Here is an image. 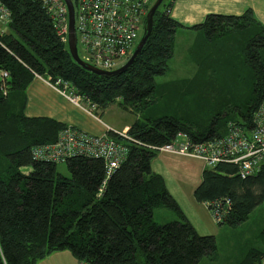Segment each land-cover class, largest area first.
Returning a JSON list of instances; mask_svg holds the SVG:
<instances>
[{"label": "trees", "instance_id": "obj_1", "mask_svg": "<svg viewBox=\"0 0 264 264\" xmlns=\"http://www.w3.org/2000/svg\"><path fill=\"white\" fill-rule=\"evenodd\" d=\"M0 1L10 15L0 34V70L7 73L0 78V264H34L62 248L76 262L89 264L213 259L214 236L194 230L162 177L151 170L156 150L107 131L126 149L107 177L100 158H65L67 176L56 170L55 162L32 159L31 149L53 142L66 124L25 116L24 90L38 75L68 82L100 109L116 102L137 113L125 134L146 145L169 142L177 132L197 140L219 137L228 121L250 128L264 90V29L250 9L238 15L207 13L188 26L197 35L188 50L192 73L157 82L168 70L174 33L183 27L169 15L173 0L160 2L139 53L124 71L111 76L94 74L71 60L39 2ZM192 197L205 202L209 211L216 206L217 224L238 225L264 201V159L244 177L234 163L203 166ZM157 207L173 210L177 219L154 221ZM259 241L235 264H264V226Z\"/></svg>", "mask_w": 264, "mask_h": 264}, {"label": "built area", "instance_id": "obj_2", "mask_svg": "<svg viewBox=\"0 0 264 264\" xmlns=\"http://www.w3.org/2000/svg\"><path fill=\"white\" fill-rule=\"evenodd\" d=\"M32 1L40 3L52 22L55 34L66 44L67 14L63 0ZM71 1L79 57L97 68L111 70L118 67L130 54L142 30L146 10L153 0ZM9 20V10L0 1V34L6 31ZM6 75L5 71L0 70L1 79ZM45 81L70 103L89 114L92 113L95 104L74 91L68 82L58 78L54 81L46 78ZM252 120L253 125L250 128L228 121L223 135L205 140H193L183 132H177L169 142L160 145H146L110 127L107 130L156 151L176 152L198 158L201 156L207 161V166H213L219 161L234 163L237 165L238 175L244 177L253 173L264 159V90ZM125 151L121 143L106 134H90L65 125L57 132L53 142L33 147L31 158L55 163L75 155L100 158L104 177H107L124 157ZM210 213L214 220L220 216L216 206ZM76 264L89 263L80 260Z\"/></svg>", "mask_w": 264, "mask_h": 264}, {"label": "rangeland", "instance_id": "obj_3", "mask_svg": "<svg viewBox=\"0 0 264 264\" xmlns=\"http://www.w3.org/2000/svg\"><path fill=\"white\" fill-rule=\"evenodd\" d=\"M140 34L141 32L139 35ZM195 37H197V35L193 29H186L183 27L176 29L174 33V46L172 55L168 60V70L164 75L156 77L155 81L159 82L180 76H188L192 73L194 65L192 62H189V54H187L186 49ZM199 37L201 38L202 45H205L204 35L202 32L199 33ZM215 46L218 48V45ZM78 54H80V52ZM123 61L124 59L118 64V66L123 63ZM160 104H162L161 101H158L157 106ZM95 108H97L96 104ZM100 111L101 113L99 114ZM97 115L100 117L101 121L112 127V129H122L124 131L126 130L127 126L137 117L136 112L124 110L116 102L109 104L103 109H100L97 112ZM122 133L125 134V132ZM168 153L179 154L176 152ZM193 158L199 160L203 166H207L205 165V162L207 161L202 159L201 156L199 158ZM55 167L56 170L62 175H68L62 162H57ZM169 168L174 175L177 187H180L179 189L183 193H187V190L190 189V187L192 189V187H194L200 179V174H198L197 170L194 169V163L181 164V162L177 161L169 163ZM192 200L193 199H191V201ZM195 204L196 205H191L192 210H190L185 203L183 204L187 215L197 225V215H201V217L205 220L204 222L209 226L210 229V232L206 234H212L215 239L214 258L210 259L207 256H203L199 259L197 264H235L243 256L248 247H255L261 244L259 241V231L264 226V201H261L255 205L247 214L246 219L234 227L216 224V220L212 218L210 211L209 214L205 213L206 209L203 206L198 205L197 203ZM153 212V220L156 222L177 219L175 212L169 208L157 207ZM204 213L207 214L206 217ZM50 254L53 255L52 257H49V259L42 258L37 260L34 264H76L75 258L67 248L54 250L50 252L49 255Z\"/></svg>", "mask_w": 264, "mask_h": 264}, {"label": "crops", "instance_id": "obj_4", "mask_svg": "<svg viewBox=\"0 0 264 264\" xmlns=\"http://www.w3.org/2000/svg\"><path fill=\"white\" fill-rule=\"evenodd\" d=\"M245 9H250L252 17L257 22H259L264 29V0H173L172 5L169 9V15L178 23H180L183 28L187 29L188 26L201 22L203 17L207 13L238 15ZM192 43L193 40L186 49L187 54L189 53L188 50ZM189 62H194L193 59L190 58V56ZM24 95L25 104L23 107V114L25 116L50 117L66 125L73 126L90 134H107V131H109L107 130V127L110 126L101 121L100 117L97 115V112L100 110L99 107L95 108L91 114L81 110L80 108L70 103L61 94H59L57 90L48 85L45 81V78L41 76H33L30 83L24 90ZM100 113L101 111L99 112V114ZM113 129L119 132L126 131L122 129ZM177 161L181 162V164L194 163V169L197 170L198 174H200L201 169L203 168V165L199 162V160L193 157L168 153L164 151H156L155 157L152 161H150V168L152 171L162 177L165 188L167 189L187 221L192 225L194 230L201 235L209 233V226L204 222L205 220L201 217V215H197L198 225L195 224L187 215V212L183 206L184 203L190 210H192L191 205H196L195 203L203 206L206 209L205 213L209 214V210L207 209L205 202H197L193 199V187L192 189L190 187V189L187 190V193H183L179 189L180 187H177L174 175L169 168V163ZM191 199L193 200L191 201ZM205 213L204 215L206 217L207 214ZM153 215L154 212H152V217ZM52 255L53 254H48L44 256L43 259H49V257H52Z\"/></svg>", "mask_w": 264, "mask_h": 264}, {"label": "water", "instance_id": "obj_5", "mask_svg": "<svg viewBox=\"0 0 264 264\" xmlns=\"http://www.w3.org/2000/svg\"><path fill=\"white\" fill-rule=\"evenodd\" d=\"M162 0H153L149 7L146 10L145 16H144V23L142 26L141 34L139 35V38L137 42L135 43L134 47L132 48L130 54L127 56V58L124 60L123 63H121L118 67L111 69V70H103L100 68H97L85 61H83L76 49V40H75V32H74V25H73V7H72V1L71 0H63L65 6H66V14H67V33H66V48L67 52L71 58V60L79 65L81 68L92 72L94 74L100 75V76H111L117 73H120L124 71V69L134 60V58L139 53L141 47L143 46L147 36L150 33L151 30V24H152V16L157 8V6L160 4Z\"/></svg>", "mask_w": 264, "mask_h": 264}, {"label": "bare ground", "instance_id": "obj_6", "mask_svg": "<svg viewBox=\"0 0 264 264\" xmlns=\"http://www.w3.org/2000/svg\"><path fill=\"white\" fill-rule=\"evenodd\" d=\"M113 171V170H112Z\"/></svg>", "mask_w": 264, "mask_h": 264}]
</instances>
